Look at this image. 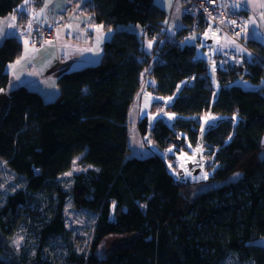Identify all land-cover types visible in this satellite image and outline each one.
<instances>
[{"label":"trees","instance_id":"trees-1","mask_svg":"<svg viewBox=\"0 0 264 264\" xmlns=\"http://www.w3.org/2000/svg\"><path fill=\"white\" fill-rule=\"evenodd\" d=\"M26 2L0 0V20L21 14ZM84 7L113 30L100 61L62 71L51 101L25 85L6 94L0 161L21 183L0 204V264H264V45L250 38V58L239 67L215 62L213 100L208 63L183 39L217 28L214 22L183 10L185 25L171 34L154 0H87ZM161 35L172 39L159 42ZM21 49L15 36L0 42V94ZM148 76L149 92L174 117L172 125L155 121L158 148L179 151L186 138L196 145L201 116L213 115L202 134L215 165L206 190L177 181L160 155L128 157L129 112ZM138 125L144 135L147 119ZM75 160L82 169L64 182ZM68 205L94 217L86 238L67 228ZM20 228L24 240L14 246ZM110 235L131 239L101 255Z\"/></svg>","mask_w":264,"mask_h":264},{"label":"rangeland","instance_id":"rangeland-1","mask_svg":"<svg viewBox=\"0 0 264 264\" xmlns=\"http://www.w3.org/2000/svg\"><path fill=\"white\" fill-rule=\"evenodd\" d=\"M68 2V5L63 6L65 12L60 15L61 22L66 25L65 27L61 26L60 28H58L59 25L56 26L53 19H50L46 26L41 25L34 20H30L29 15L26 17V19H24V17H22L20 13L15 12L10 15V17L15 20V22H13L10 27V29L13 31V34L5 35L4 37L15 36L19 40L22 47L21 54H24L23 58H25L26 56L34 57L37 56L39 52H41L36 48L40 50V48H45L46 46H48L51 41L54 40L56 33L60 32V34L63 35L67 27L79 28L81 30V34H78V38L82 39V35L84 34L88 36V32L94 33L92 48L94 50L95 47V52H99L102 43L111 38L113 30H111L110 28L106 29L101 25H98V28H96L95 26H92V28L90 27L91 29L89 28V25L91 26L95 22L93 21L89 10L84 7V5H86L87 3V0H68ZM154 2L163 9L165 8L164 6H166L167 10H164L169 16L167 19V24L172 29L175 27L180 28L181 25H185H179L178 21L181 17L180 11L182 6L183 10L186 11V1L182 0V5L180 0H154ZM31 6L33 7V5ZM212 11L217 12L222 17H224L223 19L220 17V19H215L214 21H216V23L221 27V35L225 36L221 37L220 33L218 32L219 26L216 25L217 28H213V26L210 25L209 27H207L206 33H201V35H198L197 33H194L193 35L190 34L187 37L186 42L196 44L197 56L204 58L208 63V72L213 86L214 100L218 91V82L215 73V62L219 60L223 63L225 59L232 63L235 62V57L230 54L229 50L235 48L239 33V25L241 24V22H244L245 16L242 13L240 14L233 12L227 8L225 9L221 3L219 5H216V8ZM251 11L255 12L256 9L254 8ZM79 18L82 19L80 21V24H82V26L79 25V27H75L74 24ZM233 21H235V23H233ZM4 24L7 25L6 20L1 21L0 23V33L1 31H3V29H5ZM29 25H31V27H29ZM131 27L137 29L136 27H134V25H131ZM13 28L15 29V32ZM56 29H58V31L55 32ZM47 31L49 33V36L46 39L47 41H45L43 44H40V40L38 38ZM165 37V35H161L159 37V42H162V39H166ZM209 37H211L212 42H209ZM227 38L230 40H227ZM2 40L3 38L0 39V42ZM97 40H99L98 44ZM219 43L222 47L219 46ZM79 44L80 43L74 44V46L78 47ZM145 47L147 48L148 46L146 45ZM41 50L45 51L46 49ZM218 53L220 56H218ZM18 58L19 56L17 57V59ZM100 59L95 61V63L86 64L85 66L97 64ZM77 69L72 68L70 71ZM12 83L13 82L11 79L8 88L4 92H10L16 87L12 86ZM144 83L145 82L143 79L141 81V89L139 91V94L135 98V104H133L134 107L132 106L128 118V157L142 158L153 154L160 155V157H162V159L165 161L168 171L175 177L177 181L189 182L195 185L193 189L194 193L197 191L206 190L210 186L209 183H211V181L209 180V176L212 175L215 165L212 155L207 151L203 144L202 134L209 125H213L215 123L213 115L208 112V114L210 115L201 116L199 125L201 135L196 145H192L186 138L185 148H180L179 151L177 150L176 144L168 146L166 149H160L153 143L151 139V129L157 119H163L169 125H172V123L174 122V117L171 113L166 111L165 107L162 108L161 104L164 102V99L152 95V93L148 90V85H144ZM245 83L246 81L240 80L241 85H244ZM11 87L13 88L10 90ZM154 87L155 84L152 83L151 88L154 89ZM4 92L0 95H6V93ZM142 118H146L148 121L147 132L144 135L141 134L138 125L139 120H141ZM81 169L82 168L76 163L75 160L72 170L63 174L62 180L64 182L67 181L72 174L79 172ZM238 175L239 173L237 172L233 177H237ZM20 183L21 182L19 181L18 177L13 172H11L3 162L0 161V204L4 201L7 195L11 194L17 188H19ZM65 220L66 226L73 234V237L79 235L82 238H86L91 231V225L94 222V217L89 214H85L82 211L74 210L71 206L69 207L68 205L67 209L65 210ZM20 230L22 232H20V234L14 235L12 240H10V242L14 246L21 244L24 240L25 228H20ZM130 239L131 236L128 235H110L101 243L99 253L101 255L107 254L112 248L116 247L117 245L128 243ZM259 242L264 245V238L260 239ZM231 258L234 257L232 256ZM228 263H234V261L229 258ZM53 264L61 263L55 262ZM244 264L254 263L249 261Z\"/></svg>","mask_w":264,"mask_h":264},{"label":"crops","instance_id":"crops-1","mask_svg":"<svg viewBox=\"0 0 264 264\" xmlns=\"http://www.w3.org/2000/svg\"><path fill=\"white\" fill-rule=\"evenodd\" d=\"M180 1L182 5V0ZM221 3L225 9L227 8L233 12L242 13L245 16L244 22H241L239 25L237 42L236 44L233 42L235 44V48L229 50L230 54L235 57V62H231V64L239 67L241 65L242 58L245 56L248 59L250 58V52L246 46V43L250 38L256 39L264 45V0H221ZM68 4V0H43L38 7L35 6L34 8V5L33 7L30 5V0H27L21 8L22 13L20 15L24 17V19H26L29 15L30 20H34L41 25H47L48 21L53 19L56 26L59 25L58 28L61 26L65 27L66 25L61 22L60 15L65 12L63 6ZM164 7V9L167 10L166 6ZM254 8L256 11H251ZM180 14L181 17L178 21L179 25L183 23V6ZM167 17H169L168 14ZM4 20L7 21V25L4 24L5 29L1 31L0 39H2L5 35L13 34L10 27L15 20L11 18L10 15L1 19L0 23ZM81 20L82 19L79 18L75 24L73 23L74 26H82V24H80ZM98 25L99 24L94 23L91 26L89 25V28H92V26L98 28ZM67 28L63 35H61L60 32L56 33L54 40H52L45 48H40V50L36 48L38 51H41L37 56H26L23 58L24 54H20L18 59L9 63L6 67L9 74V83L12 79V86H29L31 89L38 91L44 100H53L57 97V78L60 72L70 71L72 68H81L86 64L95 63V61L101 58L100 54L102 55V46L104 42L99 49L100 51L95 52V47L94 50L92 48L94 36L93 32H88V36L86 34L82 35L81 39L78 38V34H81V30L79 28ZM166 28L171 34L176 30L175 28L172 29L169 25H167ZM56 31H58V29H56L55 32ZM222 36L225 35H221V37ZM187 37L183 39V42H186ZM209 38V42H212L211 37ZM227 40L230 39L227 38ZM98 42L99 40H97V44ZM77 43H80L78 47L74 46V44ZM219 46H221L220 43ZM41 49L46 50L42 51ZM218 56H220L219 53ZM152 83H154L152 78L148 76V78L145 79V84L151 87ZM12 88L13 87H11L10 90ZM4 93L7 94L8 92ZM133 104H135V101ZM132 106L134 107V105Z\"/></svg>","mask_w":264,"mask_h":264},{"label":"built area","instance_id":"built-area-1","mask_svg":"<svg viewBox=\"0 0 264 264\" xmlns=\"http://www.w3.org/2000/svg\"><path fill=\"white\" fill-rule=\"evenodd\" d=\"M186 1V12L189 15H203L206 17V19L210 22H214L217 26H219L215 19H220V17L223 19L219 13L214 12L216 8V5H219L221 3V0H184ZM222 4V3H221ZM48 31L41 35L38 39L40 40V44H43L46 39L49 36ZM166 39H162V42L165 40H171L172 38L170 36L165 35Z\"/></svg>","mask_w":264,"mask_h":264},{"label":"water","instance_id":"water-1","mask_svg":"<svg viewBox=\"0 0 264 264\" xmlns=\"http://www.w3.org/2000/svg\"><path fill=\"white\" fill-rule=\"evenodd\" d=\"M6 101H7V95L5 94L0 95V113L3 111Z\"/></svg>","mask_w":264,"mask_h":264},{"label":"snow or ice","instance_id":"snow-or-ice-1","mask_svg":"<svg viewBox=\"0 0 264 264\" xmlns=\"http://www.w3.org/2000/svg\"><path fill=\"white\" fill-rule=\"evenodd\" d=\"M233 23H235V21H233ZM29 27H31V25H29Z\"/></svg>","mask_w":264,"mask_h":264}]
</instances>
